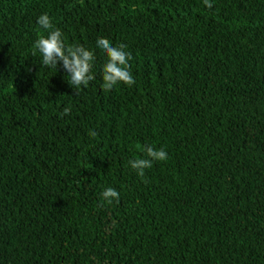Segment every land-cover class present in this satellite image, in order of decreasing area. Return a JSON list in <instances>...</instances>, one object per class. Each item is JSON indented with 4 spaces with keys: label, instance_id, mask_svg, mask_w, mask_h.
<instances>
[{
    "label": "trees",
    "instance_id": "trees-1",
    "mask_svg": "<svg viewBox=\"0 0 264 264\" xmlns=\"http://www.w3.org/2000/svg\"><path fill=\"white\" fill-rule=\"evenodd\" d=\"M211 2L0 0V264H264V0ZM43 13L127 45L135 84L97 53L74 91L32 55Z\"/></svg>",
    "mask_w": 264,
    "mask_h": 264
},
{
    "label": "clouds",
    "instance_id": "clouds-1",
    "mask_svg": "<svg viewBox=\"0 0 264 264\" xmlns=\"http://www.w3.org/2000/svg\"><path fill=\"white\" fill-rule=\"evenodd\" d=\"M203 4L208 9L213 7L211 0H203ZM36 23L46 34L39 35L35 39L32 55L39 54L42 66L49 70L57 72L58 69H62L65 81L74 91L87 87L95 80L96 73L93 69L97 53L104 57V63L99 69L101 88L104 91H111L118 85L131 87L135 84L134 76L130 71L132 54L127 50V45H114L105 38H98L93 48L81 44H68L61 29L54 27L48 13L39 15ZM69 111L68 108L64 109L65 114ZM89 135L95 138L97 132L92 130ZM141 151L142 158L128 161L130 167L139 176H143L145 169L151 168L155 162L168 159V153L163 147L146 145ZM100 198L104 204L111 205L119 202L120 193L114 187L108 186L101 191Z\"/></svg>",
    "mask_w": 264,
    "mask_h": 264
}]
</instances>
